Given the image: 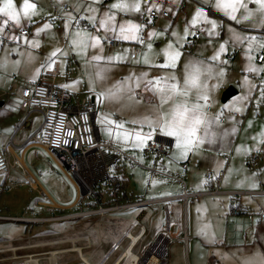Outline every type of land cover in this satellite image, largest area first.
<instances>
[{
	"label": "rangeland",
	"instance_id": "rangeland-1",
	"mask_svg": "<svg viewBox=\"0 0 264 264\" xmlns=\"http://www.w3.org/2000/svg\"><path fill=\"white\" fill-rule=\"evenodd\" d=\"M85 1L93 2L96 0H30L37 7L34 14L27 18L20 11L24 0H12L14 8L20 13V24L9 21L3 31L0 32V73L4 75V78L8 82L10 80L16 82L18 87H21L28 76L34 73L38 74L41 69L44 71L52 64L53 60H56L60 65L55 78L57 86L78 95H94L95 125L102 141H108L111 138L121 150L127 153L131 151L139 163L142 162L148 165L151 164V161L156 164L161 159L163 164L170 163L180 166V162L189 157V162L184 163H189L190 166L199 169L202 172L203 182H214V184H218L217 187L219 188L264 190V139H261V130L264 131V121H254V116L257 113L264 117V107L259 104V90L258 93L254 90L256 81H259L260 84L264 81V61L263 63L256 62L258 52L262 51L264 54V48L259 47L258 44V42L264 43V33L260 30L254 31L237 26L241 24L243 26L248 25L250 28L261 27L257 29L264 27V12L258 11L259 6L254 0H242V3L247 5L252 14L248 15L247 19H241L246 15L245 9L237 8L236 20L230 19L224 10L214 7L216 0H139L142 14L140 20L151 9L156 11L163 9L170 16L168 18L162 17L165 21L159 20L158 17L154 20V23L153 21L149 22V24L155 25V28L164 35H159L158 43L152 45L146 57L148 63L145 64L144 68L141 66L132 67L133 62L129 59V53L114 55L115 59L110 62L90 61L87 59L88 55L97 56L89 53L96 52V47H91L90 42L89 47L83 51L73 50V45L69 43L74 38L73 33L81 30L95 36L94 32L97 31V27L90 28L92 23L84 15L87 9L90 12L92 10L95 14L98 10L96 11L92 5L86 7L87 9H83ZM4 2L5 0H0V4ZM115 2L117 0L101 1L102 4ZM126 2L130 3L131 0H126ZM63 5L67 10L62 12L60 8ZM198 8L204 9V15L207 19H201L193 25L190 21ZM109 11L115 12L116 16L120 14L130 16L129 19L131 20L129 21L135 23L133 20L136 17L134 11L120 12L117 9H109ZM105 12L107 11H102L100 16H103ZM51 16H56L58 20L51 22L48 20ZM6 19L7 17L0 13V23H3ZM83 19L86 20V23H89L88 27H85L82 22ZM237 20L240 22L237 23ZM66 21L68 22L67 29L65 27ZM208 21L216 22L217 27L212 33L208 31V29H211V23ZM45 24L50 27L44 28ZM37 25H41L40 29L42 31H36ZM23 27L29 29V36H15L14 33ZM5 29L9 31L7 32ZM195 30L199 32L203 41L197 47L195 44L190 47L185 46V42L189 40L188 37ZM173 33H176V35H173ZM164 36L168 38L165 39ZM236 36L245 38L238 40L235 38ZM252 36L257 37L258 42L254 41L249 46L248 38ZM28 41H32V43H28ZM170 43L171 47H169ZM221 45H223V50H221ZM124 46L127 49V45ZM56 49L61 51L56 52ZM165 51L180 52V57L175 62V68L167 64ZM217 53H219L218 58L212 59ZM155 57L161 59V64H159V60L157 64L160 67L153 68L155 64L151 61H154ZM249 57H251V60ZM161 65L167 66L162 67ZM186 65H189V67L186 68ZM253 66L259 71H245L246 68ZM221 69H223V74L219 75ZM98 71L100 72L99 77L97 76ZM156 72L167 75L166 81L163 82L168 83L163 84L165 85V91L161 92L160 98L167 95L166 86L173 82L171 77L175 76V82L178 86H181L186 72L198 75V82L201 84L206 82L208 85L206 92L203 88H199L193 89V92L187 98L176 96V102L187 99L190 104L200 103L205 105L204 112L209 121L208 130L212 134L211 143L205 138L199 148L190 151L183 158H181L176 148L175 137L169 136L166 131H160L159 124L162 123V120L158 112L160 110L155 109L157 102L151 101V99L148 100L146 96L138 92L140 84L147 79L154 81L153 88L156 89L157 93L160 91L161 84L157 83V79L153 77ZM4 83L6 84V82ZM214 84L217 87L212 88ZM227 87H232L236 90V93L222 102L221 95ZM153 88L152 91H154ZM197 91L206 94L208 101L199 99L195 95ZM241 97L243 99H240ZM171 106L170 99L164 103H161L160 100L161 112H163L162 110L169 112ZM207 108H209L208 111H206ZM237 108L240 111H236ZM245 120L247 121L244 122ZM243 122L244 128L238 135L236 127ZM110 125H115V128L112 129ZM227 125L230 127L229 130H226ZM129 129L136 132L141 129L145 133L158 129L159 134L174 140V149L176 150L171 154L155 156L153 151L146 149L148 142L153 141L152 136L149 135V139L140 142L134 139L140 132L130 134ZM198 134H204L202 128L198 130ZM141 136L145 135L141 133ZM233 148L236 157L231 161ZM245 151L251 155L259 154L261 159L255 169L249 168L246 163L247 160L241 159L242 153ZM142 154L146 155V159L142 158ZM199 157L201 162L197 160ZM119 163L122 164V161H119ZM228 163L230 164L229 170L225 171ZM49 166H51L55 175V178L52 177L53 183H50L52 188L57 192L64 189L70 192L74 186L71 179L61 173L62 171L54 161L53 164L49 162ZM208 171L211 172L212 178H214H208L209 181L206 176ZM123 173L128 177V193L146 189L148 181L153 176L143 167L136 166L135 169H130L127 164L123 168ZM35 174L39 178L37 188H32L25 179H19L14 173L7 176L5 180L0 176V180H4L3 183L0 182L3 184L0 190V214L20 217L24 215H51L46 207L36 205V202L41 199L38 194L39 189L43 190L45 188L49 193L53 189L41 176L40 172ZM217 179H219L218 183L216 182ZM19 181L24 182L22 186L18 184ZM136 194L135 192L133 195ZM210 195H217L210 196V198L217 200V206L201 208V219H193V221L200 219L201 232L205 234L213 233L219 226L220 229L227 231L226 236L219 241H222L225 245L232 242L242 248L238 254L233 251L235 260L227 258L226 262L228 264L232 262H238L237 264H264V219L259 223L255 220L250 222L246 219L245 213L236 215L237 213L233 212V207L229 208L230 202L233 205L238 201L241 206H246L248 212L261 211L264 214V194L252 196L239 194L225 197L218 194ZM201 196L203 195L198 194L194 198ZM6 207L8 208L5 209ZM78 209H80L78 205L71 208L67 207L61 212L58 211L57 214L74 212ZM141 210V208H134L109 212L99 218L98 215H93L48 222L0 219V247L8 248L15 245H25L26 248H19L15 252L18 257L17 260H23L27 254H33V258H40L39 264H46L45 259H43L45 256L43 252L55 245H45L42 242L59 239L62 236L72 238L88 234L90 244L88 247L84 246L81 252L88 257L91 264H94L109 244L119 236L128 222L138 216ZM150 215L151 212L147 209L146 215L141 218V222L149 230L146 241L162 224V220L158 216L151 218ZM193 216L195 215L193 214ZM233 217L237 218V222H234V224ZM173 231L172 229L170 235L173 234ZM233 232L240 233L238 239L232 240L231 233ZM243 233H246L245 239ZM244 241L248 244L244 245ZM39 242L41 244L29 246ZM76 243L81 246L86 244L84 241ZM65 244L69 243L61 244L59 247H67ZM126 244L127 241L121 245L119 251L107 264L112 263ZM170 248L171 246H168V264H170ZM9 254L10 252H6L1 255ZM204 254V250L199 251L200 264H206L209 260H212L209 254ZM56 259L57 264H82L76 252L58 254ZM12 261H4L0 264H11Z\"/></svg>",
	"mask_w": 264,
	"mask_h": 264
},
{
	"label": "crops",
	"instance_id": "crops-1",
	"mask_svg": "<svg viewBox=\"0 0 264 264\" xmlns=\"http://www.w3.org/2000/svg\"><path fill=\"white\" fill-rule=\"evenodd\" d=\"M101 1L106 2L107 0H96L93 2L92 1H90V2L85 1L84 2L85 4L83 5V9H87L86 7L92 5V6H94L96 11L98 10L95 14L92 12V10L90 12L89 9H87V11L85 12V15H84L92 23L90 25L91 29L92 28L94 29L95 27H97V31H95L94 34H95V36H98L100 38V43L96 46V52H89V53L92 55H99L101 57V59L97 60L99 62H110L111 60H114V59L109 60L108 59L109 57H114V55L118 56V55H122L125 53L126 54L129 53V59H130V61L133 62L132 67H140L141 66L144 68L145 64H147V63H145V59H147L146 57L148 56L149 51L151 50V48H149L148 45L151 44V46H152L153 44H157L158 43L157 40H158L159 35H162V33L155 28V25H152V23L149 24V22H152V21L154 23V20H150L147 17V15H145V16L143 15V19L140 20V18H142L141 7H140L139 11H134L136 17L133 19L136 24L143 25V27L141 29H139V31H138L139 39L134 40V41L133 40H123L122 38H120V36L118 34L119 25L122 23L119 21H124V20L129 21V20H131V19H129L130 16L127 17V15H121L120 14L119 16H116L115 26H110L109 30L101 29L99 27V19L102 18L103 16H100V13L102 11L109 12V6L111 5L110 3L102 4ZM132 2H135V0H131L130 3H132ZM79 3H81V2H79ZM100 4H102V5H100ZM159 9H161V8H159ZM60 10L63 12V11H66L67 8L65 7V5H63V6H61ZM161 10H163V9H161ZM93 16L95 18L90 19V17H93ZM158 17L157 18L159 20H163V18H168L170 16L168 15L167 17H164V16H158ZM163 21H165V20H163ZM82 22L84 23L85 27L89 26V23H86L85 19H83ZM237 26H239L240 28L245 27L246 29L248 28V29L254 30V31L260 30L262 33H264V27H262V29H257V28H261V27H254V28L251 27L250 28L248 25L243 26L241 24L237 25ZM40 27H41V25H37L36 31H37V29H40ZM5 31L8 32L9 30L5 29ZM17 31H16V33H14L15 36H19V35H21V36H27L28 35L29 36V34H30L29 29H28L27 34H18ZM196 31L197 30H195L194 32H196ZM193 34L191 36H189L188 38L191 39ZM115 37H116V39H115ZM167 38L168 37H165V39H167ZM109 39L118 40L119 44L117 46H110L108 44ZM106 40H107V42H106ZM202 41L203 40H201V35H199L198 39L194 40L193 44H195V46L197 47L201 44ZM170 42H172V41H170ZM124 45H127L126 46L127 49L124 48L125 47ZM87 50L89 51V49H87ZM133 52L136 53L134 58L131 57V53H133ZM260 53H263V52L262 51L258 52V54H260ZM258 54L256 55V57L258 56ZM92 57H94V56L88 55L87 59L90 61H94V59H92ZM158 60H159V64H161V59H159V58L156 59V57H155L154 61H151V62H153V64H155V65H153V68L154 67L155 68L160 67V66H157ZM263 61H262V63H263ZM53 62H56L58 64V72H59L60 65H59L58 61L53 60L52 63ZM48 68H50V67H47V69ZM156 70H158V69H156ZM41 71H42V69H41ZM40 72L38 74L34 73V74L28 76L27 77L28 79L24 82V84L21 85V87H18V84L16 82L11 81V80H10V82H8L4 78V75L0 73V145L6 146V149H5L6 154H8V156L11 160L18 159L22 164L21 169L17 168V167H11L6 176H3V175H0V176L5 180V178L7 176L11 175V173H14L16 176H18L19 179L22 178V179H25L27 182L30 181L32 184L30 186L32 188H37V183L39 182V178L36 177L35 173L40 172L41 176L45 178L46 182L52 188V186H51V184L53 183L52 177L55 178V175L52 172L53 170H52L51 166H49V162L51 164H53V161L55 162V160L48 153L47 149L44 148L43 146H41L37 143L25 144L26 139L40 125V123L42 121V114L39 110H31L29 112L25 122L24 123L20 122V120H21V112L19 110L20 90L29 81H34V80L38 79L40 76ZM153 77L161 78L160 84L168 83V82H163V81H166V79H167L166 74L164 75L163 73L156 72L155 74H153ZM3 80H4V82H6V84L4 82L2 83ZM255 83L256 84H255L254 90L257 93L259 90V101H260L259 104H261L264 107V86H262V84H260L259 81H256ZM153 85H154V81H152L151 79H147L140 84L138 92L140 94H143L144 96H146L148 98V100L151 99V101L157 102V106L155 109L157 111L160 110L158 112H159V114H161V109H160L161 98L159 96V95H161V91H159L157 93L156 89L153 88ZM7 86H9V87H7ZM57 87L64 89L63 87H59V86H57ZM152 88L154 89V91H152ZM254 92H253V94H254ZM235 93H236V90H235ZM251 103H252V101H251ZM256 110H258V109H256ZM162 111L164 112V110H162ZM260 120L264 121V117L258 113L255 114L254 121H260ZM246 121L247 120H245L244 122H246ZM244 122L241 125H239L238 127H236L238 135L242 132V130L244 128ZM229 128L230 127L227 125L226 130H229ZM141 129H139V131H138V132H140V135L142 133L145 136H149V135L152 136V134L154 132H156L160 137H165V136L159 134L158 129H155L149 133H145V131H142ZM131 131H132V133H131ZM138 132L134 131L133 129H129L130 134H134V133H138ZM261 133H262L261 139H264L263 129L261 130ZM98 136H99V134H98ZM165 138H167V137H165ZM168 139L172 141L173 150L167 154H171L176 149H174V140L170 139V138H168ZM175 140H176V138H175ZM9 142H10V144H8ZM128 154H130L131 156H133L135 158V156L133 155V153L131 151L128 152ZM250 155H251L250 153H247V151H245L242 153L241 159L247 160V158ZM235 157H236V155H235L234 148H233V150L231 151L230 160L231 161L234 160ZM142 158L146 159V155L142 154ZM120 159L122 161V164H121V167L118 166V168H116V170H118V172H120L119 168H121L122 173H123V168H124L125 164H127L130 167V169H135L136 166L132 167L124 159H122V158H120ZM135 159H137V158H135ZM188 160H189V157H187L186 160L180 162V166L178 164L175 165V164H170V163L169 164H163V161L161 159L156 164H154L152 161H151V164H149V165L141 162L145 166H155L158 170L163 171V172L168 173V174H171V175L177 177L178 179L168 178L162 174L150 172L147 168H145L150 173L153 174V176L148 181L147 188L144 189L143 191H141V189H139L137 191H132L134 193H132L131 191H130V193H128L127 192L128 186H127V180H126V183H125L126 195L128 196L129 200L166 198L168 196L178 195V194H181V192L183 191L182 182L179 181V179H182L184 181L185 190L187 192H189V193L198 192L200 195H203V196L196 197V198H194V196H190V197H187L185 200L178 198V199H173V200H169V201L162 203V204H166L167 209H168L169 218H170V220L173 221V223H172L173 226L171 225V228H170V232L172 229L174 230L173 234L170 235L171 239H170V243H169V246H171V248L169 250L170 264H200L201 260L198 258V255H199V251L202 252L203 250L205 251L204 255L209 254L212 258V260L211 261L209 260V262L206 264H228L226 262L227 258L230 260H233V261L235 260V257L233 256V251L238 254L242 248L238 247L236 244H234L232 242L225 245L222 241H219L222 237L226 236V232H227L224 229H220L219 226L214 230L213 233L205 234V233L201 232V230H200L201 228L199 227L201 225V222H200L201 208H204V207L210 208L211 206H217V204H218L217 200L210 198V196H217V195H210V193H208L207 190L211 191V190L217 189L221 192L253 191V192H257V194H264V190H261V189L258 190V189H253V188H249V189L219 188V187H217L218 184H214V182H207V183L205 181L203 182L202 172L199 169L198 170L195 169L194 167L190 166L189 163H187L188 165L185 169L181 167V164L186 162V161L189 162ZM197 160L201 162L200 157L197 158ZM137 161H138V159H137ZM56 165H57V167H59L60 171H62L61 172L62 174H64L65 176H68L71 179V176L69 173L65 172L57 163H56ZM139 167H141V166H139ZM229 167H230V164L228 163L227 166L225 167V171L229 170ZM100 171H101L100 167L98 169H96L97 173H99ZM118 172L115 171L114 167L112 170L111 165H109L106 169V173L109 176H117ZM123 177L128 179V177H126L124 173H123ZM212 177L209 179H214ZM4 180H0V182L3 183ZM207 180H208V178H207ZM71 181L73 182L72 179H71ZM101 182H103V181H101ZM216 182L218 183L219 180L217 179ZM23 183H24L23 181H19L18 184H20L22 186ZM98 184L100 185V186L98 185L99 187H101L103 185V183H100V181L98 182ZM205 186H207L208 188H206ZM43 191L48 195V199H49L50 203L53 205V209L50 212H48V213H51V215H47V216H28V215L25 216L24 215V216L20 217V216H10V215L0 214V219H9V220H17V221L22 220V221H28V222L54 221L50 218L54 217V216H60V215L72 213V212H67V213L57 214L58 211L61 212L62 210H65L67 207L71 208V207L77 206L78 202L80 201V198H81L80 197L81 194L78 191V188H77L75 183H74V186L72 187L70 192H67L66 189H64L63 191H59V192H57L55 189H53V191L51 193H49L48 191L45 190V188L43 189ZM135 192L137 194L133 195V194H135ZM218 195H223L225 197L229 194L219 193ZM241 195L247 196L246 194H241ZM253 195H255V194H253ZM249 196H252V195H249ZM124 201H127V200H124ZM237 204L241 208L246 209V206H241V204L238 201L235 202V204H233V205H232V202H230L229 208H232ZM36 205L43 206L42 204L39 203V201L36 202ZM7 208L8 207H6L5 209H7ZM147 209L151 212V215H152V210L150 208L142 209L141 211L144 212V215L142 216V218L146 215ZM141 211L139 212L138 215H141L140 214ZM246 211H247V209H246ZM243 213H245V212H243ZM252 213H257V212H252ZM193 214L195 216L192 217ZM238 214L239 213H237L236 215H238ZM156 216H158L162 220V223H163V209H162V207H159V211H158ZM195 218H200V219H198L197 221H195V220L193 221V219H195ZM232 219H233V224H234V222L235 223L237 222L236 217L235 218L233 217ZM254 220L257 223H259V221H261L262 219H258L255 216V218L253 220H248V221L252 222ZM161 225H160V227H161ZM245 234L246 233H243L244 239L246 237ZM183 235L187 236L186 240H183V238H182ZM239 236H240V233H238V232L231 233L232 240L238 239ZM65 238H68V237H64V236L59 237V239H65ZM52 240H54V239H52ZM245 241L243 244L244 245L248 244ZM47 242H49V241H47ZM77 242H79V241H77ZM43 243L46 245V242H42V244ZM37 244H41V243L40 242L36 243V244L33 243V244H30L29 246L31 247V245H37ZM65 245H67V247L70 246V244H65ZM75 245H77V243H75ZM77 246H81V245H77ZM19 248H26V246L25 245L24 246L23 245H21V246L15 245V246L8 247V248H1L0 247V263H2L4 261H12V257L17 256V255H15L16 254L15 252ZM52 248H62V247L61 246L59 247V245H58V246H54ZM6 252H10V254L4 255V256L1 255L3 253H6ZM229 256H231V257L229 258ZM237 263L238 262H234V263L232 262L231 264H237Z\"/></svg>",
	"mask_w": 264,
	"mask_h": 264
},
{
	"label": "built area",
	"instance_id": "built-area-1",
	"mask_svg": "<svg viewBox=\"0 0 264 264\" xmlns=\"http://www.w3.org/2000/svg\"><path fill=\"white\" fill-rule=\"evenodd\" d=\"M169 14L164 11L149 10L147 17L155 20L158 16L167 17ZM51 22H56L58 18L51 16ZM58 27V24H57ZM8 30V29H6ZM28 28L24 27L17 31L18 34H27ZM199 32H194L191 39L185 42V46L190 47L194 40L198 39ZM110 46H117L118 40L109 39ZM135 52L131 53L134 58ZM264 60V54L260 53L256 57L257 62ZM58 72V64L53 62L51 67L41 71L38 79L29 81L20 90L19 110L22 113L21 123H24L31 110H39L42 114V121L38 128L26 139L25 144L37 143L47 149L55 162L67 173L76 184L78 191L82 195L78 206L80 209L65 215L54 216L52 220H67L76 217L100 216L109 212H117L134 208L152 210V217H155L159 207L163 209V223L161 227L147 240L149 230L141 222L144 212L132 218L127 226L121 231L119 236L112 241L107 249L101 254L94 264H107V262L119 251L121 245L127 241L125 247L117 254L111 264H168V246L170 243V228L173 223L169 218L168 209L163 202L173 199H183L196 196L198 192H187L184 181L179 179L183 185L181 194L168 196L166 198L136 199L127 201L114 200V192L121 188V181L118 178L109 176L106 169L109 165L120 158H123L130 166H141L150 172L162 174L168 178L177 177L158 170L155 166H145L139 163L133 156L121 150L110 138L102 141L98 136V129L95 125V97L94 95H78L68 90L58 88L55 85V77ZM209 108H207V111ZM236 115L235 113H232ZM112 129L114 125H110ZM132 133V131H131ZM153 141L147 144V150L153 151L155 156L167 154L173 150L172 141L165 137H160L156 132L152 134ZM10 144V142L8 143ZM6 146L0 145V175L6 176L11 167L22 168L18 159L11 160L6 154ZM260 161L259 154L250 155L247 158V166L255 169ZM187 163H182L181 167L186 168ZM101 168L99 173L96 169ZM207 178L213 175L206 173ZM98 177V178H97ZM101 187H96L98 181H103ZM219 180V179H218ZM29 185H32L28 181ZM3 184L0 183V190ZM210 194L226 193L229 195H253V191H229L221 192L217 189L207 191ZM41 197L39 203L51 211L53 205L48 199V195L41 189L38 190ZM82 206V207H81ZM233 212L238 210L233 208ZM248 220H253L254 216L263 219L261 211L257 213L245 212ZM187 239L186 235L182 236ZM77 241L86 242L83 246H77ZM69 243V247L52 248L43 252L46 264H57L56 256L64 252H76L82 264H91L86 255L82 254V248L90 244V236L82 234L77 237L54 239L46 242V245ZM33 254H28L23 260H17V256L12 257L11 264H39L40 258H33Z\"/></svg>",
	"mask_w": 264,
	"mask_h": 264
},
{
	"label": "snow or ice",
	"instance_id": "snow-or-ice-1",
	"mask_svg": "<svg viewBox=\"0 0 264 264\" xmlns=\"http://www.w3.org/2000/svg\"><path fill=\"white\" fill-rule=\"evenodd\" d=\"M254 2L259 6L258 11L264 12V0H254ZM36 4L30 2V0H24V3L20 9L23 13L24 17L30 18L35 10ZM214 7L224 10L225 14L233 20H236V10L237 8H244L246 15L241 17V19H247L248 15H251L252 12L247 8L246 4L242 3V0H216ZM109 9H117L120 12H130V11H139L140 3L139 0H135L133 3H128L126 0H117V2L112 3L109 6ZM0 13H3L7 19L0 23V32L3 31L5 25L8 24L9 21H13L16 24H20V13L16 11L13 6L12 0H5L3 4H0ZM95 17H90V19H94ZM201 19H207L204 15V9L198 8L193 15L190 23L195 25ZM116 22V13L115 12H105L103 17L99 19V27L101 29L109 30L110 26H115ZM211 23V29H208L210 33H212L217 25L215 21H208ZM240 21L237 20V23ZM67 21L65 22V27L67 29ZM50 27L48 24L44 25V28ZM143 25H138L133 23L132 21L122 22L118 28V34L120 38L123 40H138L139 35L138 31L141 29ZM42 31V29H37V32ZM187 31V29H185ZM176 35V33H173ZM73 39L69 41L73 45V50L83 51L87 47H89V42L91 47L95 48L100 43V38L98 36L87 34L85 31L77 30L73 33ZM236 39H244L245 37L236 36ZM249 39V46L254 41L258 42V38L252 36ZM28 43H32V41H28ZM259 47L264 48V43H259ZM151 48V44L148 45ZM171 47V43L169 44ZM221 50H223V45H221ZM56 52H60V49H56ZM55 55V53H53ZM167 64H170L171 67H176V61L180 57L179 51H165L164 53ZM219 53L216 56H213L212 59H217ZM94 60H99L101 57L99 55L92 57ZM109 60L115 59L114 57H109ZM251 60V57H249ZM145 63H148V60L145 59ZM162 67L167 65H161ZM51 67V65H49ZM189 65H186V68ZM194 67V66H193ZM245 71H259V69L253 67L246 68ZM223 74V69L220 70L219 75ZM97 76H100V72H97ZM157 83H160L161 78H156ZM172 83L167 84L166 91L167 95L162 96L161 103H164L166 100H171L172 106L169 112H161V120L162 123L159 124L160 131H166L169 136H173L176 138V148L180 153L181 158L186 156L190 151H193L204 142L205 138L208 139V142H212V134L208 130L209 121L206 118L204 109L205 105L200 103H189L187 99L181 100L180 102H176V96L187 98L193 89L203 88L205 92L208 89V85L206 82L203 84L199 83L198 75H194L191 72H186L184 76L183 85L178 86L175 82V76L171 77ZM247 79V78H245ZM262 86H264V82H262ZM217 87V85H212V88ZM161 92L165 91V85L161 84L160 89ZM195 95L204 101H208V96L206 94H202L197 91ZM240 99H243L241 97ZM227 107V106H225ZM236 111H240L239 108ZM203 129L204 134H198L199 129ZM119 134V133H118ZM150 136H141L137 134L134 139L140 142L143 140L149 139ZM239 150V149H238Z\"/></svg>",
	"mask_w": 264,
	"mask_h": 264
},
{
	"label": "trees",
	"instance_id": "trees-1",
	"mask_svg": "<svg viewBox=\"0 0 264 264\" xmlns=\"http://www.w3.org/2000/svg\"><path fill=\"white\" fill-rule=\"evenodd\" d=\"M119 161H121V159L120 160L118 159L117 161H115L114 163L111 164L112 170L114 167L115 171L118 172V170H116V168H118V166L121 167V164L119 163ZM119 170H120V172L117 173V176H112V177L118 178L121 181V188L118 191L114 192V194H115L114 200H116V201L129 200L128 196L126 195V186H125L127 179L123 177L122 169L119 168ZM98 182L95 184L96 187L100 186L98 184ZM100 183H104V180H103V182L100 181ZM233 208H236L238 210L237 213L247 212L246 209L241 208L238 204L235 205Z\"/></svg>",
	"mask_w": 264,
	"mask_h": 264
},
{
	"label": "water",
	"instance_id": "water-1",
	"mask_svg": "<svg viewBox=\"0 0 264 264\" xmlns=\"http://www.w3.org/2000/svg\"><path fill=\"white\" fill-rule=\"evenodd\" d=\"M235 93V89H233L232 87H227L222 95H221V101L224 102L226 101L230 96H232Z\"/></svg>",
	"mask_w": 264,
	"mask_h": 264
}]
</instances>
